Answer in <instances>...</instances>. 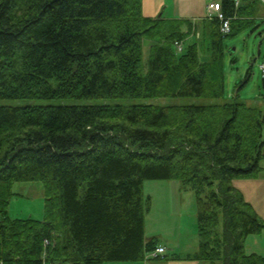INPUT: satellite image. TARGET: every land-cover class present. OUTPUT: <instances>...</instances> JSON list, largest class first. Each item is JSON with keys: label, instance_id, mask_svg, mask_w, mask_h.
<instances>
[{"label": "trees", "instance_id": "1", "mask_svg": "<svg viewBox=\"0 0 264 264\" xmlns=\"http://www.w3.org/2000/svg\"><path fill=\"white\" fill-rule=\"evenodd\" d=\"M220 6L229 33L217 15L148 16L143 0H0V99L225 100V39L264 19V0ZM263 159L264 109L238 95L0 104V260H144L163 244L146 234L144 183L176 179L197 200L199 247L188 258L264 264L246 250L264 219L235 183ZM21 181L43 184V219L10 216Z\"/></svg>", "mask_w": 264, "mask_h": 264}, {"label": "rangeland", "instance_id": "2", "mask_svg": "<svg viewBox=\"0 0 264 264\" xmlns=\"http://www.w3.org/2000/svg\"><path fill=\"white\" fill-rule=\"evenodd\" d=\"M153 1L145 0L144 8L147 13H155ZM163 1L161 10L156 13L160 16L163 8L165 16H171L172 1ZM171 5V7H170ZM144 13L146 14V12ZM193 37L188 39L191 42ZM225 72H226V99L217 100L216 98L207 97H160V98H106V99H0V104L8 105H26V104H81V103H151L160 105H182V104H211L224 102L233 99L235 95L240 100L247 103L260 106L264 109V75L261 64L264 62V19H257L256 25L242 31L236 35L225 39ZM259 49L261 55H258ZM148 59V53L145 52L144 63ZM252 71V77L245 80L247 72ZM245 81V82H244ZM241 86L240 88H238ZM264 167V159L262 160ZM235 183L245 193L246 198L254 203L259 210L260 217H264V171L257 176L236 179ZM14 195L9 205V214L13 218L43 219L45 211V199L43 184L39 181H21L13 185ZM144 192L146 196H151L152 209L146 215L149 226L154 227V231L172 229L175 221L173 216L179 215L180 230L184 233L182 240V249L176 247L173 251L175 255L181 256L182 259L171 258L163 261L151 259L148 264H189L193 259L188 258L189 253H195L196 244L198 245V224H197V200L194 191L183 187L181 182L176 179L172 180H146L144 183ZM169 220V221H168ZM162 227H165L162 228ZM177 227V224L175 225ZM167 228V229H166ZM180 232L179 228L177 229ZM191 236V237H190ZM190 238V239H189ZM253 241V238H251ZM169 242L170 245L181 243V240ZM260 244H264V237L258 235ZM184 242V243H183ZM262 244V245H263ZM195 245V247H194ZM172 253V252H170ZM180 253V254H179ZM190 255V254H189ZM167 262V263H165ZM207 262V261H205ZM204 264V263H201ZM207 264V263H206ZM216 264H223L217 261Z\"/></svg>", "mask_w": 264, "mask_h": 264}, {"label": "crops", "instance_id": "3", "mask_svg": "<svg viewBox=\"0 0 264 264\" xmlns=\"http://www.w3.org/2000/svg\"><path fill=\"white\" fill-rule=\"evenodd\" d=\"M210 2H221V0H173L172 4H171L173 13L171 16H167V17H181V18L197 19V18L202 17V16H207L208 15L207 6H208V3H210ZM144 4H145V0H143V12L145 11ZM162 4H163V1H161V0L153 1L155 13L152 14L151 12L147 13L145 11L146 15L152 16V17H157L156 13L159 10H161ZM171 5H170V7H171ZM166 8H163V11H162L163 13L166 11ZM258 55H261L260 49H259ZM261 165H262V161H261ZM262 171H264V167H263ZM244 195H245V193H244ZM245 197H246V195H245ZM252 204L254 205V203H252ZM254 207L259 214L260 212L257 209V207L255 205H254ZM179 215L180 214H175L173 216V219L175 221H173L174 226L171 227V230L176 229L173 233L169 232V230H167V231L166 230L165 231L164 230L154 231V227L149 226L148 219H146V234H147V236L150 237L153 235H158L162 238V240H163L162 243L167 246V255L169 256V259H165L163 261L170 260L172 257L176 258V259H182L183 258V255L178 256V255H175L173 253V251L176 250V247H179L180 249H182V246H183L182 240L184 237V233H182V231L180 230L181 224H179ZM263 219H264V217H263ZM176 224H177V227H175ZM162 228L165 229V227H162ZM178 228L180 230L179 233L177 230ZM258 235H260L261 237H264V229L260 233L251 234L247 237V239H246V250L250 253L256 252V253L264 256V244L262 243L263 245L262 244L259 245V243H261V242L258 241ZM250 237L253 238V241H251ZM173 240H175L176 242L181 240V243H179V245L178 244L170 245L169 242H174ZM174 246H176V247H174ZM194 247H195V245H194ZM198 247H199V241H198V245L196 244V247H195L196 251L198 250ZM170 252H172V253H170ZM189 254H193V253H189ZM179 257H181V258H179ZM189 259H193V262H190L189 264H201V263L211 264L209 261L205 262L204 260H196L194 258H189ZM149 260H151V259L146 258L144 260H140V261H136V262H105L103 264H148ZM165 263H167V262H165Z\"/></svg>", "mask_w": 264, "mask_h": 264}, {"label": "built area", "instance_id": "4", "mask_svg": "<svg viewBox=\"0 0 264 264\" xmlns=\"http://www.w3.org/2000/svg\"><path fill=\"white\" fill-rule=\"evenodd\" d=\"M208 9L209 12H217L218 16L223 20V24H222V31L224 33H229L231 30L230 27V20L228 18H225L224 14L221 12V6L220 3L218 2H211L208 4ZM179 49H181V45L179 43H177ZM261 68L263 70V74H264V63L261 65ZM48 242V241H47ZM165 251L164 246H158L155 251L152 253V256H158L160 254H162ZM0 264H6L3 260H0Z\"/></svg>", "mask_w": 264, "mask_h": 264}]
</instances>
